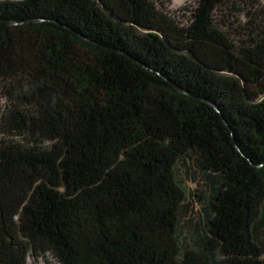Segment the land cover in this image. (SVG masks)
<instances>
[{
	"label": "trees",
	"instance_id": "obj_1",
	"mask_svg": "<svg viewBox=\"0 0 264 264\" xmlns=\"http://www.w3.org/2000/svg\"><path fill=\"white\" fill-rule=\"evenodd\" d=\"M47 255L264 264V1L0 0V264Z\"/></svg>",
	"mask_w": 264,
	"mask_h": 264
},
{
	"label": "rangeland",
	"instance_id": "obj_2",
	"mask_svg": "<svg viewBox=\"0 0 264 264\" xmlns=\"http://www.w3.org/2000/svg\"><path fill=\"white\" fill-rule=\"evenodd\" d=\"M159 7L165 8L168 12L176 18V20L182 24L190 23L192 15L195 9L198 7L199 0H154ZM259 1V0H249ZM264 1V0H261ZM223 13H221L222 15ZM226 15L229 12H225ZM220 18V17H219ZM180 179L186 188L187 198L189 202L190 210H199V204L197 203L196 195L201 191V178L200 175L195 172V168L192 164L183 165L180 167ZM186 218L188 216L186 215ZM29 264H59L52 256L47 255L40 259L30 258Z\"/></svg>",
	"mask_w": 264,
	"mask_h": 264
}]
</instances>
